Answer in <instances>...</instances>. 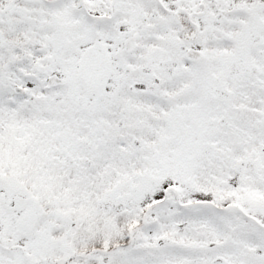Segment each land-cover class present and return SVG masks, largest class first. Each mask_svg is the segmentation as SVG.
<instances>
[{
	"label": "snow or ice",
	"instance_id": "snow-or-ice-1",
	"mask_svg": "<svg viewBox=\"0 0 264 264\" xmlns=\"http://www.w3.org/2000/svg\"><path fill=\"white\" fill-rule=\"evenodd\" d=\"M0 264H264V0H0Z\"/></svg>",
	"mask_w": 264,
	"mask_h": 264
}]
</instances>
